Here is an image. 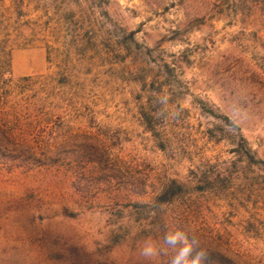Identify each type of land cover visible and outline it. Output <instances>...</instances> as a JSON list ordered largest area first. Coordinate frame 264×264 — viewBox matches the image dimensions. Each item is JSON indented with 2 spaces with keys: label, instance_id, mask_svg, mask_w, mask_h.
I'll return each instance as SVG.
<instances>
[{
  "label": "rangeland",
  "instance_id": "374dc122",
  "mask_svg": "<svg viewBox=\"0 0 264 264\" xmlns=\"http://www.w3.org/2000/svg\"><path fill=\"white\" fill-rule=\"evenodd\" d=\"M0 126V264H264V0H0Z\"/></svg>",
  "mask_w": 264,
  "mask_h": 264
},
{
  "label": "trees",
  "instance_id": "16d2710c",
  "mask_svg": "<svg viewBox=\"0 0 264 264\" xmlns=\"http://www.w3.org/2000/svg\"><path fill=\"white\" fill-rule=\"evenodd\" d=\"M145 124L148 130H150L153 133L157 132L156 125L154 121L152 120V117L147 115L145 113ZM3 139L6 140L7 142H11L13 139L12 137L7 133V131L4 130L2 126H0V146L3 144ZM5 141V143H6ZM7 145V143L5 144ZM241 149H243L244 155L250 162H261L264 164V160L260 159L257 161L255 158V153L253 152L252 147L248 144L247 139L244 137L243 142L241 143ZM241 151V150H240ZM181 188V185L176 181L173 180L171 184L169 185L168 188L160 195L159 199L162 202H167L171 200L175 195L179 193V189Z\"/></svg>",
  "mask_w": 264,
  "mask_h": 264
}]
</instances>
